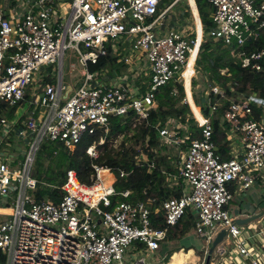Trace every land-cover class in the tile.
<instances>
[{
	"label": "built area",
	"instance_id": "obj_1",
	"mask_svg": "<svg viewBox=\"0 0 264 264\" xmlns=\"http://www.w3.org/2000/svg\"><path fill=\"white\" fill-rule=\"evenodd\" d=\"M161 1L0 0V105L26 101L31 107L28 117L11 127L0 116V130L22 140L30 135L32 140L18 166L11 154L2 152L0 139V196L17 193L9 218L0 222L3 264H149L142 255L157 252L188 213L195 215L194 231L206 248L199 261L185 258L180 264H204L207 245L221 231L227 248L220 244L210 254L209 264H264V221L260 231L242 230L227 209L234 195L260 180L257 173L264 176V100L252 91L228 96L227 90L233 92L230 82L225 87L212 84L196 65L201 44L210 39L230 50L234 65L264 73V0H206L212 8V24L205 32L200 28V39L197 31L192 39L179 30L157 34L160 19L181 0H172L163 9ZM66 50L78 56L82 82L62 102V76L57 83H46L48 74L39 71L51 64L62 67ZM108 55L129 64L126 74L109 73L106 67L89 70V65ZM38 72L37 87L27 93ZM188 74L190 92L193 81L201 94L197 104L201 121L192 113L199 137L181 135L189 119L181 124L168 117L163 126H153L160 147L180 150L178 175L166 178L181 179L180 197L163 200L151 211L156 198L130 203L131 191L116 190L112 171L93 165L90 184L68 170L57 202L33 198L36 181L30 168L41 142L73 151L85 135L96 131L106 135L112 119L129 115L127 127L134 129L147 121L156 109L155 93L169 83L182 84L181 104L190 107L185 93ZM219 74L230 77L227 69ZM170 94L176 96L177 88ZM191 97L196 105L192 92ZM204 108L208 116L202 113ZM212 117L224 132L227 159L216 152ZM85 152L93 159L98 156L95 143ZM139 153L136 163H148V155L142 149ZM152 167L150 162L148 168ZM103 170L113 178L108 184L100 177ZM127 175L119 171L118 178ZM117 197L120 200L113 202ZM159 211L164 217L162 228L153 226L150 218ZM160 261L151 264H170Z\"/></svg>",
	"mask_w": 264,
	"mask_h": 264
},
{
	"label": "trees",
	"instance_id": "obj_2",
	"mask_svg": "<svg viewBox=\"0 0 264 264\" xmlns=\"http://www.w3.org/2000/svg\"><path fill=\"white\" fill-rule=\"evenodd\" d=\"M199 18L204 25L205 31L211 27V21L208 16L211 12L210 5L206 0H195ZM116 58L108 55L100 58L97 65H89V70L94 71L106 66L114 67ZM196 65L208 75L209 82L212 84L226 86L227 82L232 84L233 92L228 91V96L246 91L254 92L259 98L264 100V73H254L234 65L230 60V50L224 48L221 42L206 40L201 44L200 51L196 59ZM227 69L230 77L219 74L220 70ZM117 71H119L117 69ZM44 82H52L45 78ZM186 84V82H185ZM176 87L178 94L171 95L172 88ZM184 97L181 84L169 83L155 93L156 109L150 111L146 122L136 126L134 142L125 147L123 143L117 151L107 149L105 141L111 136L124 133L128 127L131 116L125 118H114L111 120L109 131L106 135L100 131L94 134L85 135L75 146L73 151L63 148L59 144L51 143L46 140L40 143L33 159L30 170V177L36 181L35 190L31 195L36 201L50 199L57 202L62 192L60 187L65 181L66 171L73 170L77 179L85 184H90L94 177L93 165L109 168L117 177L114 187L117 191L128 189L131 196L128 201L132 204L145 201L148 198H156V202L150 207L151 211L157 208L161 201L171 197H180L181 179H177L174 187L168 186L165 182L166 176H177L178 168L168 161V156L161 151L165 148L159 145L157 131L153 128L155 125L163 126L166 119L172 118L184 124L189 119L188 127L184 133L192 138L199 137L198 129L194 119L190 116L188 106L181 104ZM4 105H0V116ZM31 107H29V110ZM15 110V107L12 108ZM221 110L216 115H221ZM208 110L203 109L204 116H208ZM189 114V115H188ZM213 127L212 140L216 146V152L222 158H228V146L225 141L224 132L219 129L218 120L211 118ZM146 138L147 142H146ZM101 139L103 144L98 146L99 152L97 158L93 159L86 154V149L93 143L97 144ZM139 148L148 155V163L137 164L136 160L140 158ZM48 159L46 167L43 166V160ZM150 162L153 163L151 169L148 168ZM119 171H124L128 175L124 178H118ZM146 190L147 194L143 195ZM230 190H232L230 188ZM119 197L113 199V202ZM152 224L155 227H164V217L162 212L150 216ZM191 216L185 215L174 227L179 236H184L193 227ZM171 230L169 231L170 234ZM182 250V249H180ZM180 250H176L180 251ZM4 256L0 253V264H3Z\"/></svg>",
	"mask_w": 264,
	"mask_h": 264
},
{
	"label": "rangeland",
	"instance_id": "obj_3",
	"mask_svg": "<svg viewBox=\"0 0 264 264\" xmlns=\"http://www.w3.org/2000/svg\"><path fill=\"white\" fill-rule=\"evenodd\" d=\"M164 1H168V3L172 0H164ZM189 5L187 3V1H183L180 2L178 5H176V7L174 8V11L179 10V12H182L183 14H186L185 16H189L190 17V12H189ZM114 42V40H113ZM113 45V44H112ZM114 48H116V45L114 44ZM119 65V66H117ZM114 67H117L120 70H123L125 72H127L128 68H129V64H124V63H120L117 62L116 65ZM201 67V66H199ZM61 76H62V80H63V85L65 86V91L62 93L61 95V99L62 102H64L63 100L67 97H69L72 93V91L74 89H76L82 82V76L80 75V71H81V66L78 63V56L76 55L75 52L70 51V50H66L64 55H63V60H62V67H61ZM107 69L109 68V66L106 67ZM202 74L207 75L202 69ZM42 75L44 73L48 74L49 79L52 82H56L58 81V77H59V64H51L48 65L46 67H42L39 71ZM39 72L36 73L35 79L32 83V85L27 87V93L30 92L31 88L33 87H37V83L38 80L40 78ZM200 78V76L198 77ZM37 81V82H36ZM181 84V83H180ZM182 85V84H181ZM187 87L185 84V93L186 95H189V91L187 89ZM191 92L193 95V99L196 102V106L197 104H199V99L201 97V94L199 92L198 89H196L195 87V83H191ZM28 96V95H27ZM29 97V96H28ZM191 103L190 107H188L190 116L193 117L192 113V101H189ZM5 108L2 109V113L1 116L4 117L7 120V127L10 125V127L15 124L16 122H18L21 119H26L28 117L29 114V107L27 106V102L26 101H22L20 102L19 105L17 106H6L4 105ZM15 107V110H12V108ZM36 109V108H35ZM29 110V111H28ZM189 115V114H188ZM195 121V120H194ZM137 126H139L137 124ZM14 129V131H16V127H12ZM136 128L132 129V126H129L128 129L123 133V135H121L119 138L114 139L115 136H111L107 141H105L106 145H107V149H113L115 151H117V149H119V146L123 143V145L125 147L130 146L133 142H134V134L136 133L135 131ZM5 129H1L0 130V139L3 141L2 144V152H7L9 154H11L13 156V158H15L17 161L15 163L19 165H21L22 161L24 160L22 154L23 152H25L27 150V143H30L31 140V136L28 135L26 140H22L21 138L17 137V135L15 134H10L6 135V133L4 132ZM101 132V131H100ZM103 134H105L106 132H101ZM103 144L102 141H99L96 144V150L99 152L98 146ZM165 148L161 151L164 155L168 156V161L171 162L172 165H177V160L178 158H180V150H178V148L175 147H171V146H164ZM141 148H139L138 150H140ZM34 159V158H33ZM48 159H44L43 160V166L46 167L48 164ZM33 164V161H32ZM31 164V167H32ZM31 170V168H30ZM257 176L260 178V180H264V176L262 175V173H257ZM259 189V188H257ZM241 194V193H239ZM238 194V195H239ZM16 198V196H13L10 200H9V206L10 207H14V199ZM238 196H234V200L238 199ZM233 202V201H232ZM231 205V201L229 203ZM12 212L11 209H5L4 214H10ZM9 217H2L1 221H4L6 219H8ZM263 226V221H250L247 222L243 225H240V228L242 230H248L250 228H254L256 231H260L262 229ZM175 227V226H174ZM174 227L171 229V231L174 230ZM175 231V230H174ZM174 235V234H173ZM194 239L196 241L195 235L189 234L188 237L184 238V239H178V237L173 236L170 238V240H166L164 242H162L164 245L166 244V247L168 248V250L170 251L173 248H177L180 247L181 244L184 243L185 240L187 239ZM202 240L199 241L197 240L196 243H198V249H202L204 247V245L202 244ZM161 243V244H162ZM225 249L227 248V246L224 247ZM201 254V252L199 253ZM168 255L166 253V257L164 260L160 261V255L158 252H155L153 254H143L142 256L145 258L146 262L151 264L154 263L156 261H160L162 263H166L168 261ZM186 255V252L184 254V252L182 251H177L173 254L172 256V264H180V260L184 256ZM189 256L192 255V251H189L188 253ZM2 263H4V260L2 261Z\"/></svg>",
	"mask_w": 264,
	"mask_h": 264
},
{
	"label": "crops",
	"instance_id": "obj_4",
	"mask_svg": "<svg viewBox=\"0 0 264 264\" xmlns=\"http://www.w3.org/2000/svg\"><path fill=\"white\" fill-rule=\"evenodd\" d=\"M183 1H187L189 7V12H190V17L189 16H185L186 14H183L182 12H179V10H175L174 8L176 7V5H178L180 2ZM172 1H170L168 3V1H161L160 4V9H163L166 5L170 4ZM211 8V6H210ZM211 12H212V8H211ZM210 12V13H211ZM210 15V14H209ZM209 19V16H208ZM210 20V19H209ZM160 25L159 27L156 29V33L159 35H163L165 34L167 31L170 30H179V31H183L187 34V36L189 38H194L197 29L200 30V28H202L203 32H205V28L203 23L201 22L200 18H199V14H198V10H197V6L194 0V4L192 2H190L189 0H181L179 2H177L176 4L173 5V7L170 9V11L167 12V14L160 19ZM120 52V50H119ZM117 63V62H115ZM139 63L143 66L145 65L144 62L142 60H139ZM119 66V65H117ZM107 67V66H106ZM109 73H113L111 71H116L117 74H126L125 71L118 69L117 67H112L111 65L109 66V68H105ZM117 69L119 71H117ZM95 71V70H94ZM115 72V73H116ZM82 73V68L80 71V75ZM148 77H144L143 81H147ZM29 111V110H28ZM180 161V158H178L177 160V165L178 166V162ZM178 168V167H177ZM168 176H166L167 178ZM165 178V182L168 184V186L170 187H174L177 184V180L174 179L172 180V182H168L166 181ZM234 189L232 185L229 186V189ZM259 188V189H257ZM16 191L11 192L10 194H8L7 196H0V222L2 217H8V214H4L5 209H11L13 207L9 206V200L13 197L16 196ZM235 196V195H234ZM234 196L233 199L231 200V205L228 204L227 205V209L229 210L230 214L232 217L235 218V221L238 220H247L250 219L252 217H255V219H252L250 221H264V180H259L257 181V183L251 187L250 189L243 191L241 194L236 195L239 198L234 200ZM233 201V202H232ZM15 202V199H14ZM187 216H191V220L193 223V227L192 229L185 234L184 236H179L176 232V230L171 231L170 234L168 235L166 240H170L171 237L176 236L178 237V239H184L186 237H188L189 234L195 235L196 241L200 239V241L202 240V237H199L196 235L195 231H194V221H195V215L188 213ZM248 221V222H250ZM247 223V222H246ZM245 224V223H244ZM243 225V224H241ZM174 234V235H173ZM215 239V238H214ZM213 239V240H214ZM165 240V241H166ZM196 241L192 238H188L187 240L184 241L183 244L180 245V247L177 248H173L170 251L168 250V248L166 247V244L164 245L163 243L160 244V248L157 251L160 255V257H166V253L168 255V261L166 263H170L172 264V256L175 253L176 250H180L182 252H186V257L181 258V260L179 261L181 263V261L185 258H189L191 262H197L199 261V259L202 257L204 251H205V243L204 241L202 242V244L204 245V247L202 249H198V243H196ZM164 242V241H163ZM212 243V242H211ZM211 243H209L207 246V253L209 251L210 245ZM221 247H224L225 245V241L222 239L221 243H219L213 250L212 252L220 245ZM189 251H192V255L189 256L188 253ZM201 252V254H199ZM211 252V253H212ZM207 255V254H206ZM163 259V260H164Z\"/></svg>",
	"mask_w": 264,
	"mask_h": 264
},
{
	"label": "bare ground",
	"instance_id": "obj_5",
	"mask_svg": "<svg viewBox=\"0 0 264 264\" xmlns=\"http://www.w3.org/2000/svg\"><path fill=\"white\" fill-rule=\"evenodd\" d=\"M200 35H201V31L197 29V37H198V39H200ZM194 57H195V52H193V55H192V57H191V60H190L191 64L193 63V59H194ZM188 77H189V74L186 76V86H189V80H188ZM187 89H188V91H189V95L187 94L186 97H187L188 101H192V103H193V104H192L193 114H194V116H195L199 121H201V114L199 113V109H198V107L194 104V102H193V100H192L191 92H190V88L187 87ZM189 104L191 105L190 102H189ZM100 177L103 178L104 181H105V183H107V184L110 183V182L113 180V178H112V176L110 175V173L107 172V171H105V170H103V171L101 172Z\"/></svg>",
	"mask_w": 264,
	"mask_h": 264
},
{
	"label": "water",
	"instance_id": "obj_6",
	"mask_svg": "<svg viewBox=\"0 0 264 264\" xmlns=\"http://www.w3.org/2000/svg\"><path fill=\"white\" fill-rule=\"evenodd\" d=\"M61 79V65L59 64V77H58V82L60 81ZM252 219H255V217H252L250 219H245V220H236L235 222L238 224V225H241V224H244ZM225 235V232L224 231H221L218 233V235L215 237V239L212 241L211 245H210V248H209V251L205 257V261H204V264H209V260H210V254L212 252V250L219 244L221 243L223 237Z\"/></svg>",
	"mask_w": 264,
	"mask_h": 264
}]
</instances>
